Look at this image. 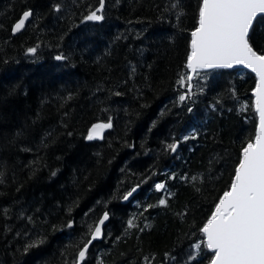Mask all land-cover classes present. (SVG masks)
I'll use <instances>...</instances> for the list:
<instances>
[{"label":"trees","instance_id":"16d2710c","mask_svg":"<svg viewBox=\"0 0 264 264\" xmlns=\"http://www.w3.org/2000/svg\"><path fill=\"white\" fill-rule=\"evenodd\" d=\"M199 3L105 0L104 19L88 21L99 0H0V264H74L104 212L83 264H209L199 228L258 116L255 73L241 66L199 70L179 100ZM254 26L255 47L264 17Z\"/></svg>","mask_w":264,"mask_h":264},{"label":"snow or ice","instance_id":"6c2138e0","mask_svg":"<svg viewBox=\"0 0 264 264\" xmlns=\"http://www.w3.org/2000/svg\"><path fill=\"white\" fill-rule=\"evenodd\" d=\"M54 7L57 12L61 10L59 4ZM104 7L105 0H99V7L84 16V20H103L101 13ZM172 7L177 5L173 4ZM32 14L30 9L24 11L12 27V32L21 30ZM258 17H264V0H200L198 20L191 32L186 58L189 72L243 66L256 76V86L252 92L256 97L255 109L259 124L256 126L255 136L241 148L239 163L235 166L228 189L219 197L211 215L199 228L204 238L202 244L213 253L209 264H264V43L254 47L253 35L254 21ZM36 51L35 47L27 49L30 54H35ZM55 58L67 59L64 55ZM192 80V75H180L177 83L188 89L179 96L181 102L194 94L191 91ZM111 127V120L93 124L88 130L87 139L97 138L95 130ZM188 138L184 137L185 140ZM168 148L175 151L177 144H170ZM155 187L161 190L165 185L158 183ZM135 190L133 188L132 192ZM132 192L123 198L127 200ZM167 203L166 199L159 200L161 206H167ZM108 218L109 214L105 212L98 223L90 228L91 239L80 247L74 264H83L89 246L102 236V225ZM68 226L71 227V223ZM128 226L135 227L133 220L128 221ZM41 243L43 240L33 241L25 251L38 247ZM201 246V243H197L194 248L199 250ZM165 256L167 258V254ZM144 259L146 264H151L148 257Z\"/></svg>","mask_w":264,"mask_h":264},{"label":"bare ground","instance_id":"6f19581e","mask_svg":"<svg viewBox=\"0 0 264 264\" xmlns=\"http://www.w3.org/2000/svg\"><path fill=\"white\" fill-rule=\"evenodd\" d=\"M21 16H22V15H21ZM29 19H30V17H29ZM29 19H28V20H29ZM28 20H27V21H28ZM17 21H18V20H17ZM17 21H16V22H17ZM27 21L25 22V25H26ZM14 25H15V24H14ZM24 27H25V26H24ZM24 27H23L21 30H23ZM21 30H19L18 32H20ZM18 32H16V33H18ZM16 33H14V34H16ZM96 124H97V123H96ZM90 128H91V127H90ZM105 131H106V129L95 130V131H94V135H96L97 138H94V139L101 140V139L103 138V136H104ZM134 188H135L136 190H135L134 192H132V189H131L129 192H132V195L129 196L127 200L123 199L124 202H128V201H130L131 198H132V197L138 192V190H139V186H135ZM129 192H128V193H129ZM126 195H127V193H126ZM104 213H105V212H104ZM104 213H103V214H104ZM102 217H103V215H102L100 218H102ZM108 220H109V218H108ZM108 220H106L105 223H104V225H102V232H103V234H104V227H105V225L107 224ZM97 223H98V222H97ZM103 234H102V236H101L100 238L94 240V241L92 242V244H93L94 242H96V241H100V240H102V238H103ZM90 239H91V238H90ZM90 246H91V245H90ZM90 246H89V247H90Z\"/></svg>","mask_w":264,"mask_h":264},{"label":"water","instance_id":"95a60500","mask_svg":"<svg viewBox=\"0 0 264 264\" xmlns=\"http://www.w3.org/2000/svg\"><path fill=\"white\" fill-rule=\"evenodd\" d=\"M234 67H236V66H234ZM241 67H243V66H241ZM198 70H204V69H198ZM198 70H197V72H198ZM197 72H190V74L189 75H192V77L197 73ZM254 100H256V97L254 96ZM258 124H259V116H258ZM100 219V218H99ZM99 221V220H98Z\"/></svg>","mask_w":264,"mask_h":264},{"label":"rangeland","instance_id":"374dc122","mask_svg":"<svg viewBox=\"0 0 264 264\" xmlns=\"http://www.w3.org/2000/svg\"><path fill=\"white\" fill-rule=\"evenodd\" d=\"M86 48H87V49H91V46L88 45Z\"/></svg>","mask_w":264,"mask_h":264}]
</instances>
